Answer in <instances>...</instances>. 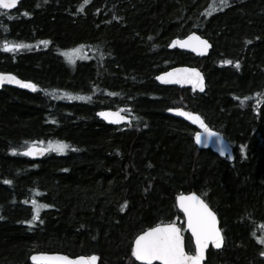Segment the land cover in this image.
Here are the masks:
<instances>
[{"label": "trees", "instance_id": "trees-1", "mask_svg": "<svg viewBox=\"0 0 264 264\" xmlns=\"http://www.w3.org/2000/svg\"><path fill=\"white\" fill-rule=\"evenodd\" d=\"M190 33L210 43L205 59L167 49ZM181 66L203 74V94L157 85ZM0 72L35 85L0 90V264L36 252L136 264L134 238L182 220L175 198L191 192L224 237L204 264H264V0H20L0 10ZM102 109L130 123L108 126ZM170 109L199 115L233 161L198 150ZM29 146L47 155L31 161ZM32 201L49 205L36 220Z\"/></svg>", "mask_w": 264, "mask_h": 264}, {"label": "snow or ice", "instance_id": "snow-or-ice-1", "mask_svg": "<svg viewBox=\"0 0 264 264\" xmlns=\"http://www.w3.org/2000/svg\"><path fill=\"white\" fill-rule=\"evenodd\" d=\"M17 2L18 0H0V9H12L17 5ZM85 2H87V0H85ZM221 3H226V0H221ZM24 15H29V13L25 12ZM44 43H47V41ZM172 43H180L181 47H191L193 51L200 52L206 51L209 47L208 42L206 40H201L198 36H189L187 40L183 42L174 40ZM21 47H24V45L5 43L4 50L16 51ZM223 63L228 64L230 61L225 60ZM164 76L169 79H164L163 77H157V79H164L165 83H192L194 87H201L202 89L200 74L195 69H175L171 73H165ZM5 80L9 83L18 84L24 88L35 89L34 84L18 80L12 74H0V83ZM170 111H175L179 115L187 117L194 124L199 123V126L204 130L205 137L202 139L200 134L197 133L195 136L197 144H206L207 137L216 135L205 126L198 115L182 112L180 109H170ZM99 115L103 116L105 119L111 116L113 122L124 119V117L116 113L101 112ZM219 143L220 141L217 140V144ZM66 147V144L60 142L57 144L56 150L63 151ZM241 150L243 151V149ZM41 151H43V149ZM24 154L31 156L37 154V151L29 147ZM223 154V150L221 149V155ZM4 182L10 183V181L7 180ZM176 199L178 206L187 217V226L191 231V236L195 243V254L190 255L185 252L180 229L174 223H168L149 228L135 238L131 249V255L136 261H140L142 264H152L153 261H160L161 264H201L204 250L208 247L209 243L214 247H220L223 238L220 229L217 228L216 214L210 209L209 205L194 194H189L187 196L180 195L177 196ZM32 203L34 205L32 220H36L38 218V209L47 208L49 205H40L37 204L36 201H32ZM261 255H264V253H261ZM32 259L37 262L44 261L46 264H96L97 256H79L72 259L65 255H41L33 256Z\"/></svg>", "mask_w": 264, "mask_h": 264}, {"label": "water", "instance_id": "water-1", "mask_svg": "<svg viewBox=\"0 0 264 264\" xmlns=\"http://www.w3.org/2000/svg\"><path fill=\"white\" fill-rule=\"evenodd\" d=\"M19 3H20V0H18L17 2V5L14 6L12 9H8V10H4V9H0L2 11H5V12H9V13H12L14 12L18 6H19ZM189 36H198L200 37L198 34L196 33H190L188 34L187 36L181 38V39H173L167 46V49L170 50V51H173V50H176V51H179V52H185V53H188L190 55H192L193 57L197 58V59H205L208 55H209V52L211 50V45L210 43L200 37L201 40H206L208 42V45L209 47L207 48L206 51L204 52H200V51H193L191 47H181V44L180 43H177V44H173L172 42L174 40L176 41H180V42H183L185 40H187V38ZM191 43V42H190ZM171 45V46H170ZM175 69H195L199 74H200V78L202 80V89L201 87H194L192 83H187V82H184V83H175V82H168V83H165L164 82V79H169L168 77H165L164 74L165 73H171L173 72V70ZM0 74H9V73H2L0 72ZM179 75V74H177ZM16 77V76H15ZM157 77H163L164 79H161V80H158ZM18 80H21L19 79L18 77H16ZM21 81H24V80H21ZM155 81L157 83L158 86L160 87H176V88H180V89H190L193 93H197V94H203L204 91H205V79H204V76L203 74L196 68V67H186V66H181V67H174V68H171L169 70H166L162 73H160L159 75H157L155 77ZM24 82H27V81H24ZM30 83V82H29ZM2 88H11V89H15V90H19V91H22V92H32L33 89L31 88H24V87H21L20 85L18 84H15V83H9L7 82L6 80L2 83H0V90ZM182 112H187V113H192L194 115H197L196 113H193V112H189V111H186V110H183V109H180ZM116 113V114H119L120 116L124 117V119L122 120H117L116 122H113V118L111 116H109L108 119H105L103 116L99 115V113ZM168 115L174 119H177V120H180L184 123H186L187 125H189L191 128H193L195 130V133L193 135V143L195 145V147L198 149V150H209L211 153H213L214 155H216L217 157H220V158H226L229 162H232L233 161V151H232V148L230 146V144L222 137L221 134H219L218 132H215L213 130H211L207 125L206 123L203 121V119L200 117L201 121H203V123L205 124V126L213 133H215L216 135L214 136H211V137H207V143H200V144H197L196 143V140H195V136L197 133L200 134L201 138L203 139L205 137V133H204V130L199 126V123H192V121L190 119H188L187 117L185 116H181L179 115L177 112L175 111H170L168 110ZM96 118L101 121L102 123L108 125V126H114V127H119V126H123V125H127L129 124L130 122V118L124 114H122L121 112L119 111H116V110H108V109H103V110H99L96 112L95 114ZM217 140L220 141L219 144H217ZM33 149H35L37 151V154L35 155H25V151H22V156H24L25 158L31 160V161H38V160H41L43 159L45 156H46V151L44 148L42 147H37V146H31ZM43 149V151H41ZM221 149L223 150V155H221ZM189 194H194L196 196H198L196 193L194 192H191V193H181V194H178L177 196H180V195H184V196H187ZM176 196V198H177ZM199 197V196H198ZM200 198V197H199ZM201 199V198H200ZM202 200V199H201ZM175 206H176V210L182 215L183 217V232L184 234L182 233V230L181 228L176 224L174 223L179 229H180V232H181V235L183 237V244H184V250L186 253H188L185 249V236H187L191 242V245H192V248H193V253L190 254V255H194L195 254V243H194V240L191 236V231L188 229V226H187V217L185 216L184 212L180 209V207L178 206L177 204V199H175ZM217 218V216H216ZM173 223V222H172ZM165 224H168V223H165ZM159 225H164V224H159ZM157 226V225H156ZM154 226V227H156ZM217 228L220 229L219 227V221L217 219ZM148 230V229H147ZM145 230V231H147ZM144 231V232H145ZM221 232V230H220ZM143 233V232H142ZM141 233V234H142ZM140 235V234H139ZM221 236H222V242H221V245L219 248L217 247H214L211 245V243H209L208 247L204 250V255H203V259L201 260V264H204L205 263V260H206V256H207V253L209 250H212V251H220L223 246H224V237H223V234L221 232ZM135 241V239H134ZM133 241V243H134ZM133 245V244H132ZM41 255H47V256H54V255H63V254H59V253H37V254H34L30 257L29 261L31 264H46V262L44 261H34L32 259L33 256H41ZM66 256V255H65ZM70 258V257H69ZM76 258V257H75ZM75 258H72V259H75ZM134 261L138 264H142V262L140 261H136L135 258L133 257ZM161 264L160 261H153L152 264ZM96 264H98V257H97V261H96Z\"/></svg>", "mask_w": 264, "mask_h": 264}, {"label": "bare ground", "instance_id": "bare-ground-1", "mask_svg": "<svg viewBox=\"0 0 264 264\" xmlns=\"http://www.w3.org/2000/svg\"><path fill=\"white\" fill-rule=\"evenodd\" d=\"M174 39H181V38H174ZM172 40H173V39H172ZM172 40H171V41H172ZM171 41H170V42H171ZM170 42H169V43H170ZM167 46H168V45H167ZM137 236H138V235H137ZM137 236H136V237H137ZM136 237H135V238H136ZM135 238H134V239H135ZM133 241H134V240H133ZM132 244H133V242H132ZM131 249H132V247H131ZM37 253H43V252H36V253L31 254V255L29 256V258H28V262H29V264H31L30 261H29L30 257H31L32 255H34V254H37ZM78 257H79V256H78ZM97 257H98V256H97ZM131 258H132L133 262L136 263V262L134 261L132 255H131ZM98 263H99V257H98ZM136 264H138V263H136ZM154 264H156V263H154Z\"/></svg>", "mask_w": 264, "mask_h": 264}, {"label": "rangeland", "instance_id": "rangeland-1", "mask_svg": "<svg viewBox=\"0 0 264 264\" xmlns=\"http://www.w3.org/2000/svg\"><path fill=\"white\" fill-rule=\"evenodd\" d=\"M54 150H56V149H54ZM178 223L180 224V223H181V221H178Z\"/></svg>", "mask_w": 264, "mask_h": 264}]
</instances>
